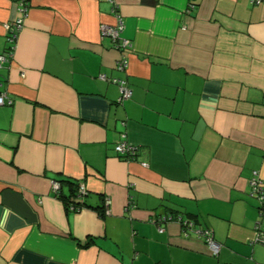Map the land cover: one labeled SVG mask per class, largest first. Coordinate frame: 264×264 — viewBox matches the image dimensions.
Instances as JSON below:
<instances>
[{
	"label": "crops",
	"instance_id": "1",
	"mask_svg": "<svg viewBox=\"0 0 264 264\" xmlns=\"http://www.w3.org/2000/svg\"><path fill=\"white\" fill-rule=\"evenodd\" d=\"M28 2L12 43L21 0H0V264H264V0Z\"/></svg>",
	"mask_w": 264,
	"mask_h": 264
},
{
	"label": "built area",
	"instance_id": "2",
	"mask_svg": "<svg viewBox=\"0 0 264 264\" xmlns=\"http://www.w3.org/2000/svg\"><path fill=\"white\" fill-rule=\"evenodd\" d=\"M29 0H21L20 4V13L22 14V18L18 19L14 25L9 27L10 32V42L14 43L18 33L21 31L23 26V16H26L29 10ZM124 29V24L120 20L119 24L114 28L109 27H103V33L105 36H109L112 39V42L114 43L115 47L122 51L121 58L117 62V68L120 71H125L129 67V57L126 52L132 48V43L122 37V32ZM8 61V59L5 56H0V68L3 64H5ZM114 83H118L120 92H121V98L120 101H124L126 99L131 98L132 96V90L129 89L127 86L126 81L124 80H113ZM12 100L7 98L5 95L0 96V105H12ZM116 151L120 153L121 155H124L125 153L134 150L130 147H128L126 144L121 143L116 147ZM61 183L58 181H54L52 183V191L54 193H58L61 189ZM87 189L84 184L81 183L79 194L83 195V197L87 196ZM249 196L255 200L258 201L260 204V209L262 211V216H264V183L259 177V174L257 172H254L253 179L250 182V193ZM111 201L106 200V205L110 206ZM73 209V208H72ZM108 213V210L106 211ZM166 218H163L159 220V223L165 222ZM181 221V220H180ZM181 225L186 231H192L195 229L194 224L190 221H181ZM160 232L162 233L164 230L162 227L159 228ZM197 234H199L207 243L209 249L214 255H218L219 253V245L214 241L213 235L209 230H197ZM261 242L264 243V233L262 234Z\"/></svg>",
	"mask_w": 264,
	"mask_h": 264
},
{
	"label": "trees",
	"instance_id": "3",
	"mask_svg": "<svg viewBox=\"0 0 264 264\" xmlns=\"http://www.w3.org/2000/svg\"><path fill=\"white\" fill-rule=\"evenodd\" d=\"M123 157L126 159H129V160H132L136 157V151H134L133 153H132V151H129V152L125 153L123 155ZM58 182H60L61 185H63L64 183H68L70 185L69 194L64 193L62 186H61V189L58 193H54L55 197L60 198L65 203L68 210L81 211L82 209L88 207L85 199L88 197L89 193H87L86 197L85 196L83 197V195L79 194V189H80L81 183H79V182L76 183L74 181H71L70 179H64V180H61ZM106 211H107L106 208H104V210H102L100 212L102 217L106 216V214H107ZM176 218H178L179 221L180 220L186 221L182 217H179L178 215L176 217L174 215H170V216L166 215V221L167 220H175ZM194 227L196 228L195 224H194Z\"/></svg>",
	"mask_w": 264,
	"mask_h": 264
}]
</instances>
